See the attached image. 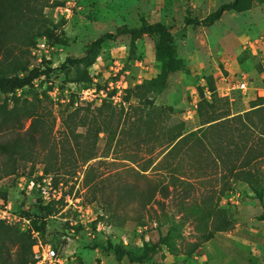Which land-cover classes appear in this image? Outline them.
<instances>
[{"label": "rangeland", "instance_id": "obj_1", "mask_svg": "<svg viewBox=\"0 0 264 264\" xmlns=\"http://www.w3.org/2000/svg\"><path fill=\"white\" fill-rule=\"evenodd\" d=\"M231 1L48 0L56 40L36 41L51 47V72L13 95L50 109L53 128L45 151L0 179V202L28 215L46 205L40 238L64 264H264V154L228 174L210 144L217 138L225 154L244 130L224 128L162 161L176 131L255 107L251 131L264 134V0H235L207 26L188 21ZM151 24L162 26L137 30ZM241 80L243 92L234 87ZM0 104L11 107L10 93L0 92ZM78 106L96 120L72 129L62 118ZM28 123L22 111L0 119L1 139ZM168 166L190 185L148 203L128 193V185L146 191L141 173L167 183ZM6 250L11 264L27 255Z\"/></svg>", "mask_w": 264, "mask_h": 264}, {"label": "trees", "instance_id": "obj_2", "mask_svg": "<svg viewBox=\"0 0 264 264\" xmlns=\"http://www.w3.org/2000/svg\"><path fill=\"white\" fill-rule=\"evenodd\" d=\"M234 2L235 0H232L230 3L220 5L204 18H191L188 21L193 25H210L220 16L223 10L229 8ZM47 5L48 0H0V92L10 93L11 99V107L8 109L5 104H0V119H4L6 116L14 117L19 111H22L24 117L29 119L25 129L7 130L10 135L2 139L0 137V179L16 173L17 161L24 160L25 155L45 151L48 135L52 132L54 118L51 116L50 109L43 113L39 111L37 104L27 99H19V97L13 95L16 90L31 85L33 80L41 76L47 77L51 72V68L46 65L47 60H43L40 65H29L31 61L30 51L39 36L56 40L54 28L47 25L43 14V8ZM161 26L151 24L145 27L141 26L137 30H151L161 28ZM88 108L87 106L74 107L66 113L62 120L69 119L72 129L76 126L90 124L91 120V123L95 122V116L91 115V118L89 117L90 109ZM97 108L96 110H99ZM258 108L255 107L244 111L242 114L226 117L203 128L184 132L176 131L173 138L170 139L172 143L169 142V144L171 145L162 155V161L175 150L185 149L187 151L196 144L204 147L203 141L208 136L211 137L224 128L239 126L244 130L241 134V143L232 147V149L226 150L225 154L222 151V145L219 147L220 140L212 138L213 140L210 142L219 151V154H216L213 158L215 163L217 165H221V163L228 164L226 170L228 174H232L236 168V162L239 161V164L245 166L253 159L264 154V134L256 135L251 131V128L257 124L253 118L255 115L260 114ZM80 111L85 112L79 114ZM63 124L69 129V125L65 121H63ZM151 136L149 135L147 142L151 139ZM162 161L159 160L153 164L154 171L158 169L157 167L161 165ZM147 167L148 165L144 166L141 171L144 172ZM167 173L168 181L165 184L162 183V178L159 175H155L156 178H154L141 173L150 181L146 191L138 190L134 185H128L126 186L128 193L131 196L136 195L141 200L144 199L145 203H148L156 194L161 198H166L177 186L190 185L187 174L183 172L178 174L169 166ZM1 196L5 200V193H2ZM35 207L39 212L38 214L22 215L29 217L32 227L39 231L43 227V218L49 213L46 205L37 204ZM37 221L38 225L36 224ZM32 242L33 240L28 233L20 231L15 226L0 222V264H11L6 250L7 246H16V255L24 247L27 255L21 259L19 264H27L32 260L30 250Z\"/></svg>", "mask_w": 264, "mask_h": 264}, {"label": "built area", "instance_id": "obj_3", "mask_svg": "<svg viewBox=\"0 0 264 264\" xmlns=\"http://www.w3.org/2000/svg\"><path fill=\"white\" fill-rule=\"evenodd\" d=\"M68 1L61 9L65 12L64 18L68 16L70 8L67 6ZM51 49L44 37L38 39L33 48L30 51L31 57L35 62L40 64L43 60L49 59L48 50ZM240 91H245L247 88L246 82L241 80L234 86ZM204 96H208L210 91L206 88L202 91ZM32 186V181H28V187ZM0 222L7 225L17 227L20 231L26 232L33 240L31 245V257L32 260L27 264H64L63 258H61L54 248L47 242H43L40 238L39 231L32 227L29 217L16 212L8 202H0Z\"/></svg>", "mask_w": 264, "mask_h": 264}]
</instances>
